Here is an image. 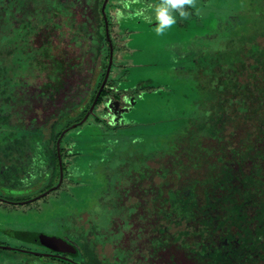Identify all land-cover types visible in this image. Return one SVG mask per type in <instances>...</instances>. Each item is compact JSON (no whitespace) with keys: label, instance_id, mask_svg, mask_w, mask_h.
<instances>
[{"label":"trees","instance_id":"16d2710c","mask_svg":"<svg viewBox=\"0 0 264 264\" xmlns=\"http://www.w3.org/2000/svg\"><path fill=\"white\" fill-rule=\"evenodd\" d=\"M102 2L0 0L2 103L18 114L27 115L32 123L38 120L44 126L49 125L50 135L36 145L39 149L31 162L33 173L29 179L34 185L44 182L40 192L58 183L56 141L66 126L81 120L104 77L109 45L100 9ZM251 2L253 8L258 1ZM80 3L83 8L77 7ZM93 13L97 25L94 40L90 35ZM103 46L102 59L99 61L95 54L93 60L92 51L96 47L102 50ZM211 54L216 56L212 63L219 68L211 71L206 67L208 74L200 78L198 103L209 102L206 121H190L185 132L174 136L158 153L118 155V161L104 177L102 184L107 186V194L114 196L113 219L120 214L123 218L119 220L128 223L126 233L116 243L121 260L131 259L132 264H264V19L254 33L231 37ZM3 56L13 57L15 67L3 65ZM22 66L31 78L27 83L22 73L15 71ZM82 80L94 84L87 89ZM203 81L212 83L210 88ZM23 85L27 88L20 92ZM107 85L108 82L95 104V107L102 104L105 110L106 101L118 97L108 96ZM76 106H80L79 113ZM218 121L224 127L230 123L232 128L220 132L216 127ZM41 128L36 125L31 131L40 136ZM13 135H0V149L7 151L0 156V170L4 173L0 177L10 192L21 189L28 181L20 175H10L2 165L12 162L9 157L21 151V144L29 147L25 135L14 138ZM63 137L60 154L64 179L67 166L62 160ZM85 181L89 183L88 207L68 198L66 204L55 201L53 211L31 210L26 218L21 216L23 224L14 228L4 225L0 231L35 248L8 244L11 248L5 249L1 245L7 243L0 240V250L34 255L56 264H85L80 261V253L84 252L81 249L95 248L103 236L96 224L73 222L67 229V237L58 235L74 246L71 253L54 252L28 239L38 227L37 222H47L50 217L48 228L59 231L56 222L68 212L78 217L93 204L99 183H95L96 187L92 185L91 177ZM29 197L4 193L0 202L21 204ZM20 249L43 252L35 254ZM118 263L107 260V264Z\"/></svg>","mask_w":264,"mask_h":264},{"label":"rangeland","instance_id":"374dc122","mask_svg":"<svg viewBox=\"0 0 264 264\" xmlns=\"http://www.w3.org/2000/svg\"><path fill=\"white\" fill-rule=\"evenodd\" d=\"M89 1L93 3L96 0ZM256 1L257 4L255 3V7L252 8L250 0H195V9H189L192 15L187 19L177 17L175 25L164 34L157 35L154 30L155 22H149V18L154 16V7L162 0H108L105 14L113 53L107 91L110 98L118 97L106 101V110L102 104L96 106L82 124L64 133L62 160L67 169L66 177L60 186L44 198L25 204L0 202V227L9 225L14 228L23 224L21 216L26 218L31 210L40 213L49 209L53 211L55 201L66 204L74 198L76 202L81 205L85 203L88 207L90 202L86 188L89 185H86L88 182L85 180L91 177L94 179L91 184L96 187L95 183L98 182L99 187L95 189L94 202L89 208L83 210L78 217L74 212H68L63 219L56 222L59 231L56 228H48L50 223L48 221L52 220L50 217L47 222H37L38 227L32 231L57 236L63 234L67 237V229L73 222L77 224L90 222L98 226V233L101 231L100 234L103 236L99 237L95 248L87 246L85 250L81 249V252H84L80 253V261H84L85 264H107V260H118V264H132L131 259L118 258L116 243L123 238L128 223L119 220L123 218L120 214H115L117 219H113L114 196L107 194V186L102 184L105 182L104 177L118 161V155L128 154L131 157L135 152L138 156L158 153L174 136L184 133L190 121L193 123L206 121L209 102L198 104L201 100L200 78L208 74L206 67L209 66L211 71L219 68L212 63L216 60V56L211 54L215 47H223L224 42L231 37L254 33L261 19H264V10H261L264 9V0ZM77 7L83 8V4L80 3ZM90 22L92 24L90 35L94 40L97 28L94 13ZM95 51H92V59L96 54L95 58L100 61L105 54V47L103 46L102 50L96 47ZM14 60L13 57H2L3 65L8 68L15 67ZM19 69L15 71L22 73L20 75H23L24 83H27L26 80L31 81L25 72V66ZM95 73L97 75V71ZM82 82L87 89L90 88L89 81ZM203 83L206 88L212 85L205 81ZM26 88L23 85L19 91L25 92ZM3 90L4 85L0 82V135L12 133L13 138L25 135L29 147L21 144V151L9 157L12 162L2 163L10 175L28 178L25 186L10 192V188L3 184L0 177V195L13 193L30 196L27 199H32L47 190L40 192L44 182L34 185L29 178L33 173L31 169L33 154L39 149L36 145L49 137V125L44 126L38 120L32 123L27 115L18 114L14 108L2 103ZM75 109L79 110L80 106H76ZM73 123L75 122L71 124ZM220 123L218 121L216 125L220 132L232 128L230 123L225 127ZM36 125L42 127L43 133L40 136L35 134L36 131H31V127ZM240 132L241 129L236 132L237 135ZM3 141L4 144L6 139ZM47 147L50 148L51 144ZM6 152L0 149V156ZM102 164H107L108 167L102 169ZM10 168L12 170H9ZM2 174L4 173L0 170V175ZM99 175H102L103 179ZM75 178L80 180L76 181ZM50 206L52 207L46 208ZM117 211H120V208ZM0 240L13 247L25 245L35 248L1 231ZM76 243L81 246L79 241ZM0 264H56V261L0 250Z\"/></svg>","mask_w":264,"mask_h":264},{"label":"water","instance_id":"95a60500","mask_svg":"<svg viewBox=\"0 0 264 264\" xmlns=\"http://www.w3.org/2000/svg\"><path fill=\"white\" fill-rule=\"evenodd\" d=\"M108 0H103L102 4H101V14L103 16V19H104V28H105V36H106V39L108 41V45H109V57H108V63L106 65V69H105V73H104V77L100 83V86L99 88L97 89L96 93H95V96L93 98V101L92 103L90 104L88 110L86 111L85 115L83 116V118L80 120V121H77L73 124H71L70 126L64 128L57 141H56V152H57V157H58V163H59V181L58 183L53 186V187H50L49 189H47L46 191L42 192L41 194L33 197L32 199H27V200H23V201H20L22 204H25L27 202H31V201H34L36 199H39L41 197H44L45 195H47L49 192H51L52 190L56 189L57 187L60 186V184L62 183V180H63V169H62V161H61V154H60V140L62 138V136L64 135V133L72 128V127H75L79 124H82L86 119L87 117L93 112V109L95 107V104H96V101L102 91V89L104 88L107 80H108V76H109V71H110V67H111V63H112V53H113V46H112V42L110 40V36H109V32H108V24H107V17H106V14H105V6H106V3H107ZM28 239L33 242V243H36V244H39L51 251H54V252H58L59 250H63L64 252H67V253H71L74 251V246L67 242V241H64L62 240L59 236L57 235H53V234H47V233H44V232H39V231H32L30 234H29V237ZM1 247L5 248V249H10L11 246H8V245H1ZM20 250H23V251H27V252H32V253H35V254H40L38 252H34V251H31V250H26V249H20ZM63 258L65 259H68L66 256H62Z\"/></svg>","mask_w":264,"mask_h":264},{"label":"clouds","instance_id":"9594fccd","mask_svg":"<svg viewBox=\"0 0 264 264\" xmlns=\"http://www.w3.org/2000/svg\"><path fill=\"white\" fill-rule=\"evenodd\" d=\"M189 9H195V0H162L154 7L155 14L149 22L154 21L156 34L162 35L177 23V17L187 19L192 15Z\"/></svg>","mask_w":264,"mask_h":264}]
</instances>
